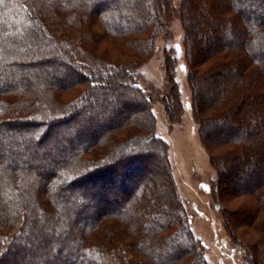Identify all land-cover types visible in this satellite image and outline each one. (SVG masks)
Wrapping results in <instances>:
<instances>
[{"label": "trees", "instance_id": "1", "mask_svg": "<svg viewBox=\"0 0 264 264\" xmlns=\"http://www.w3.org/2000/svg\"><path fill=\"white\" fill-rule=\"evenodd\" d=\"M173 1L0 4V264H209L134 75ZM179 12L212 191L246 199L222 206L225 225L248 229L235 246L264 264V0H181ZM176 63L169 53L171 118Z\"/></svg>", "mask_w": 264, "mask_h": 264}, {"label": "rangeland", "instance_id": "2", "mask_svg": "<svg viewBox=\"0 0 264 264\" xmlns=\"http://www.w3.org/2000/svg\"><path fill=\"white\" fill-rule=\"evenodd\" d=\"M173 2L176 9L165 17V29L156 34L151 56L134 70V75L139 85L151 97V108L155 116V133L168 144L172 176L182 199L184 210L189 216L191 229L205 245L204 254L208 263L246 264L244 255L246 249L237 248L235 241L239 240L248 244L247 241L250 240L248 229L245 227L228 229L225 225L226 217L222 208V206L229 209L234 208L246 199L241 197L233 202H220L216 193L212 191L218 170L212 164V152L209 146L201 140L200 124L194 115L192 89L187 79L188 66L184 55L186 31L179 12L181 0ZM164 8L168 9L167 4ZM171 52L177 56L174 79L178 83L181 101L179 115L175 118H171L167 111L166 98L171 91L172 84L166 67V58ZM37 89L38 87L35 91ZM77 90L80 88L78 87ZM75 92L76 89L67 91L63 97L70 98ZM23 142L26 141L23 140ZM45 143L43 145H46ZM53 151L52 155L54 156L60 150L56 149L57 154ZM46 160V157L42 155L38 164H43ZM153 172L154 174L159 173L157 170ZM41 176L44 179L43 174ZM155 178L154 181H160L163 177L157 175ZM217 192L219 193V191ZM78 196L81 197L83 194ZM216 202H220L221 207L216 205ZM254 203L255 200L249 204ZM59 263L61 262L58 261Z\"/></svg>", "mask_w": 264, "mask_h": 264}, {"label": "snow or ice", "instance_id": "3", "mask_svg": "<svg viewBox=\"0 0 264 264\" xmlns=\"http://www.w3.org/2000/svg\"><path fill=\"white\" fill-rule=\"evenodd\" d=\"M4 0H0V4H3ZM177 48H179V46H177ZM183 68V65L181 66Z\"/></svg>", "mask_w": 264, "mask_h": 264}]
</instances>
